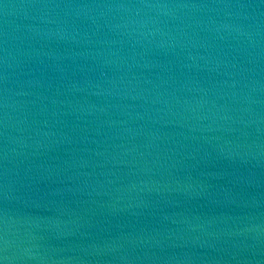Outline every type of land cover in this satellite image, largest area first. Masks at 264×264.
Returning a JSON list of instances; mask_svg holds the SVG:
<instances>
[{"label":"water","instance_id":"obj_1","mask_svg":"<svg viewBox=\"0 0 264 264\" xmlns=\"http://www.w3.org/2000/svg\"><path fill=\"white\" fill-rule=\"evenodd\" d=\"M0 264H264V0H0Z\"/></svg>","mask_w":264,"mask_h":264}]
</instances>
